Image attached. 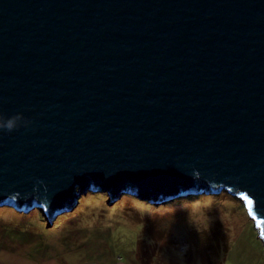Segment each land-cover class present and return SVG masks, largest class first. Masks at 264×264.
<instances>
[{"label": "water", "instance_id": "95a60500", "mask_svg": "<svg viewBox=\"0 0 264 264\" xmlns=\"http://www.w3.org/2000/svg\"><path fill=\"white\" fill-rule=\"evenodd\" d=\"M17 114L0 208L52 223L89 190L224 191L264 248V0H0V115Z\"/></svg>", "mask_w": 264, "mask_h": 264}, {"label": "rangeland", "instance_id": "374dc122", "mask_svg": "<svg viewBox=\"0 0 264 264\" xmlns=\"http://www.w3.org/2000/svg\"><path fill=\"white\" fill-rule=\"evenodd\" d=\"M190 191L169 204L132 189L94 192L52 223L39 210L3 207L0 243L16 240L24 259L42 263L247 264L263 243L241 201L224 191ZM68 206L59 205L56 213Z\"/></svg>", "mask_w": 264, "mask_h": 264}, {"label": "crops", "instance_id": "0c3cea01", "mask_svg": "<svg viewBox=\"0 0 264 264\" xmlns=\"http://www.w3.org/2000/svg\"><path fill=\"white\" fill-rule=\"evenodd\" d=\"M1 244L2 243H0V264H57L55 260L49 261V263H42L40 261L34 262L33 260L24 259L18 252V247L21 249V245H19L16 240H10L9 246ZM263 249L264 248L259 242V249L253 251V257L247 264H264Z\"/></svg>", "mask_w": 264, "mask_h": 264}, {"label": "clouds", "instance_id": "9594fccd", "mask_svg": "<svg viewBox=\"0 0 264 264\" xmlns=\"http://www.w3.org/2000/svg\"><path fill=\"white\" fill-rule=\"evenodd\" d=\"M31 122L26 120L22 115L17 114L8 118L0 115V130L11 133L20 127H27Z\"/></svg>", "mask_w": 264, "mask_h": 264}, {"label": "trees", "instance_id": "16d2710c", "mask_svg": "<svg viewBox=\"0 0 264 264\" xmlns=\"http://www.w3.org/2000/svg\"><path fill=\"white\" fill-rule=\"evenodd\" d=\"M100 193V192H99ZM91 194H94V191L93 190H89V191H87L86 193H85V195H82L83 197H86L87 195H91ZM124 195H122L121 197H123ZM127 196V195H126ZM133 197V196H132ZM182 197H184V196H182ZM135 200H136V198H134ZM183 199V198H182ZM179 200H181L180 198L178 199V198H173V201L172 202H176V203H178V201ZM137 201H139L138 199H137ZM145 203V202H144ZM169 203H171V202H167L166 204H169ZM149 205V204H148Z\"/></svg>", "mask_w": 264, "mask_h": 264}, {"label": "snow or ice", "instance_id": "6c2138e0", "mask_svg": "<svg viewBox=\"0 0 264 264\" xmlns=\"http://www.w3.org/2000/svg\"><path fill=\"white\" fill-rule=\"evenodd\" d=\"M249 204H251V201H249Z\"/></svg>", "mask_w": 264, "mask_h": 264}]
</instances>
